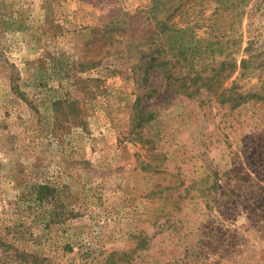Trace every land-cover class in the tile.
I'll use <instances>...</instances> for the list:
<instances>
[{
  "label": "rangeland",
  "instance_id": "1",
  "mask_svg": "<svg viewBox=\"0 0 264 264\" xmlns=\"http://www.w3.org/2000/svg\"><path fill=\"white\" fill-rule=\"evenodd\" d=\"M258 94L264 0H0V264H264Z\"/></svg>",
  "mask_w": 264,
  "mask_h": 264
},
{
  "label": "trees",
  "instance_id": "2",
  "mask_svg": "<svg viewBox=\"0 0 264 264\" xmlns=\"http://www.w3.org/2000/svg\"><path fill=\"white\" fill-rule=\"evenodd\" d=\"M246 62H247L246 59L241 58V59L239 60V65H237V66H236V64L233 65V70H234L235 68L238 67L239 69H241L242 72H244L245 69H246V67H247V65H245ZM242 72H241V74H242ZM231 73H232V72H230L229 74H231ZM227 77H228V73H227V74H224V75L222 74V75H221V80H224V79H226ZM247 94H248V93H246V92H244V91H237L236 93H234V95H235L234 99H236L237 102H238L239 100H242ZM251 94H252V93H251ZM258 95H259V94H258ZM255 96H257L256 93H253V94L251 95V97H255ZM258 97H259V99H264V98L262 97V95H259ZM59 103H60V102L55 101V102L53 103V105H56V104H59ZM65 103H67L69 107H71V106L73 105V101H69V100L67 101V100H66ZM41 188L43 189V191L46 192V194L50 193V188H49L48 186L43 185V186H41ZM29 256L33 257L34 255H31V254L25 253V252H23V251L20 252V257H21L24 261H27L26 257H29ZM35 259H36V257H35ZM33 263L35 264V262H33Z\"/></svg>",
  "mask_w": 264,
  "mask_h": 264
}]
</instances>
